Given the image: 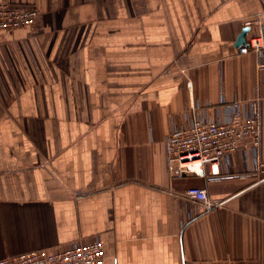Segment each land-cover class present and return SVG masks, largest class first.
I'll list each match as a JSON object with an SVG mask.
<instances>
[{"label": "crops", "instance_id": "0c3cea01", "mask_svg": "<svg viewBox=\"0 0 264 264\" xmlns=\"http://www.w3.org/2000/svg\"><path fill=\"white\" fill-rule=\"evenodd\" d=\"M0 1L39 11L0 31V258L99 238L104 264H264V178L174 176L164 149L192 104L255 95L235 41L264 0Z\"/></svg>", "mask_w": 264, "mask_h": 264}, {"label": "built area", "instance_id": "2783aa9c", "mask_svg": "<svg viewBox=\"0 0 264 264\" xmlns=\"http://www.w3.org/2000/svg\"><path fill=\"white\" fill-rule=\"evenodd\" d=\"M39 14L35 7H23L0 1V31L32 28ZM256 30L247 33L245 44L236 48V55L253 53L258 86L251 98L235 97L226 102L220 97L223 110L215 108L207 116L197 113L191 105L186 124L178 125L171 117L164 137L167 167L174 164L179 175H193L206 182L248 179L258 182L264 178L261 142L264 127V23L255 18ZM222 114V115H221ZM235 155L239 156L235 163ZM184 195L199 209L220 207V201L209 197L204 186H189ZM196 208V207H195ZM0 264H104V247L99 238L72 241L60 248H41L0 258Z\"/></svg>", "mask_w": 264, "mask_h": 264}, {"label": "water", "instance_id": "95a60500", "mask_svg": "<svg viewBox=\"0 0 264 264\" xmlns=\"http://www.w3.org/2000/svg\"><path fill=\"white\" fill-rule=\"evenodd\" d=\"M247 31H248V27H245L241 30V32L239 33L236 41H235V46H240V45H243L245 44V36L247 34ZM176 163L174 164V167L172 168L171 170V173L172 175L174 176H179V171L178 169L176 168Z\"/></svg>", "mask_w": 264, "mask_h": 264}]
</instances>
